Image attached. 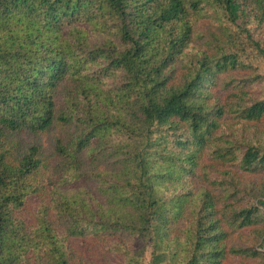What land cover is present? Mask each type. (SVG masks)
<instances>
[{"label": "trees", "instance_id": "16d2710c", "mask_svg": "<svg viewBox=\"0 0 264 264\" xmlns=\"http://www.w3.org/2000/svg\"><path fill=\"white\" fill-rule=\"evenodd\" d=\"M257 61L264 0H0V264H264Z\"/></svg>", "mask_w": 264, "mask_h": 264}, {"label": "rangeland", "instance_id": "374dc122", "mask_svg": "<svg viewBox=\"0 0 264 264\" xmlns=\"http://www.w3.org/2000/svg\"><path fill=\"white\" fill-rule=\"evenodd\" d=\"M252 31V30H251ZM250 31V33H251ZM257 66H258V70L264 75V61H257ZM260 140L259 141L261 144H264V132L259 134ZM41 141L46 144L45 142L47 141V138L44 137L41 139ZM237 162L233 163V165H236ZM231 169H233V167H231ZM254 179H256V177H254ZM149 252H150V248L147 247L146 250L143 253V257L140 260V264H150V256H149ZM162 264H167V262H164ZM231 264V263H228Z\"/></svg>", "mask_w": 264, "mask_h": 264}, {"label": "water", "instance_id": "95a60500", "mask_svg": "<svg viewBox=\"0 0 264 264\" xmlns=\"http://www.w3.org/2000/svg\"><path fill=\"white\" fill-rule=\"evenodd\" d=\"M261 206H263V207H264V201L261 203Z\"/></svg>", "mask_w": 264, "mask_h": 264}]
</instances>
